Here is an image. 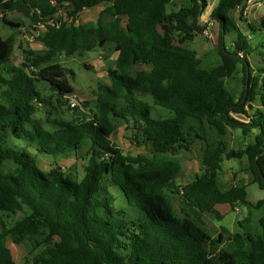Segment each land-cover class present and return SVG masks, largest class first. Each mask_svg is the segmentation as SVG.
Listing matches in <instances>:
<instances>
[{
  "label": "trees",
  "instance_id": "1",
  "mask_svg": "<svg viewBox=\"0 0 264 264\" xmlns=\"http://www.w3.org/2000/svg\"><path fill=\"white\" fill-rule=\"evenodd\" d=\"M174 1L0 0L4 23L46 28L37 36L44 51H26L21 66L11 64L16 36L0 35V211L21 214L11 226L0 217V264H20L9 237L29 248L23 264H264V216L257 236L226 227L214 236L202 221L206 212L222 218L217 205L235 209L248 203L247 181L220 185L224 160L246 157L250 183L264 190V64L254 67L248 60L254 46L264 57V16L247 19V0H218L210 13L220 29L218 59L205 64L187 43L204 34L208 24L201 16L209 0H180L178 9L168 11ZM100 6L111 20L77 23L85 9ZM238 7L243 25L232 15ZM13 12L23 19L7 16ZM107 44L118 56L108 71L110 83L99 85L91 116L46 123L39 118V103H54L41 98L37 82L50 85L60 108L75 92L68 76L76 73L54 62L57 55L83 56ZM239 67L243 87L237 99L227 81ZM156 107L167 115L154 117ZM118 119L132 121L151 155H126L111 143ZM207 126L221 136L229 128L254 135L238 150H229L222 139L207 143L202 172L182 183L177 154L196 139L208 142ZM85 140L91 142L90 156L80 180L57 162L48 170L40 167V156H72ZM113 185L129 208L114 207ZM175 198L182 214L172 204ZM263 205L264 199L255 204Z\"/></svg>",
  "mask_w": 264,
  "mask_h": 264
},
{
  "label": "rangeland",
  "instance_id": "2",
  "mask_svg": "<svg viewBox=\"0 0 264 264\" xmlns=\"http://www.w3.org/2000/svg\"><path fill=\"white\" fill-rule=\"evenodd\" d=\"M218 0H209V7L201 16L202 24H208L204 34H199L195 37L194 40L187 43V47L197 51L199 58L203 60L205 64H215L217 61L216 49L218 45V37L220 33L219 25L215 21H211L210 13L213 7L216 5ZM181 1L176 0L167 6L168 11L173 9H178L181 6ZM247 8V19L255 20L264 16V5L254 0L252 4L246 5ZM104 6L96 8L90 11V14L83 13V17H80L77 22H87V21H97L102 19L103 21L111 20V16L108 13H103ZM3 13L0 10V35L3 37H8L10 35L16 36L15 51L11 60V64L15 66H21V63L26 59V51L34 50L36 52L42 53L45 49L43 43L38 40V35L46 30L44 26L35 30L30 27L28 31L27 27H22L16 29L6 23L1 19ZM240 24L243 25V20L245 16H241V7L232 11ZM9 18L14 20L23 19L22 15L19 13H9L7 15ZM240 18H242L240 20ZM28 24V20L24 19ZM208 31V34L206 33ZM232 36L235 37L236 34L227 36V45L232 44ZM254 44V43H253ZM254 46V45H253ZM258 47V46H257ZM254 46V52L248 56V60L252 63L254 67L262 66L264 64V57L260 54V51ZM115 50L111 44H107L104 47H98L94 51L88 52L85 55L81 56L75 54L73 56H67L65 54L57 55L54 62H59L62 65L73 69L76 73L75 78L68 76L70 83L74 87V94H72L67 104L60 108L57 106L56 96L53 90H51L50 85L41 80L37 82V88L41 93V98L52 99L51 104L49 102L39 103L41 106V113L37 114L45 123L49 119H71L78 115L91 116L90 109L94 107V102L96 100V94L99 89V85L102 83L109 84L110 76L109 70L115 68L116 65V56L114 55ZM105 55L112 58H105ZM108 61V62H107ZM89 65V66H87ZM140 68H147L145 66H140ZM32 73V69H27ZM229 90L239 99L243 87V74L241 72V67H239V72L235 74L234 78H231L227 81ZM71 100L77 101V107L74 109L70 103ZM90 102L88 106H85L83 102ZM152 108V115L158 117L159 114H166L165 109L161 107ZM158 114V115H157ZM240 120H245L242 117H239ZM117 128L110 138L111 143L119 147L124 154L126 155H151V146L147 141L139 135L135 130L132 121L125 119H118L116 121ZM208 135L206 139L208 142L196 139L193 146L189 151L183 150L177 156L181 159L183 164L182 173L180 175V181L182 183H187L195 178L196 174L201 173V159L203 157L206 144L217 143L218 140H224L228 149L238 150L245 148L249 142L253 139V133L250 135H244L242 130L239 128H229L225 136H221L215 128H209ZM255 132V131H254ZM16 145H24L20 140H15ZM91 142L90 140H85L82 149L78 153L68 156L60 155L56 158L54 157H39L40 167L44 170H48L51 167V164L55 162L59 163L63 170L67 174H72L76 179L80 180L85 173V166L89 160ZM34 151V149L32 148ZM248 166V160L246 157L242 159L232 158L226 159L222 163V170L219 174V183L223 187H228L232 184H235L240 179L247 181V183L253 180V176L250 172L245 169ZM111 192L114 194L113 205L116 209L120 208H129L127 200L122 195V192L117 186L110 187ZM248 203L238 204V206L233 209L228 204L217 205L216 209L222 215L220 218L217 214L213 212L203 213L202 221L204 227L214 236H217L221 232L222 227H226L231 233H241V234H250L257 236L261 233L262 228L260 225V218L264 216V205L261 207H256L255 204L257 201L264 199V190L261 189L257 183H251L248 185ZM174 208L177 209L180 214L181 212V202L178 198H175L172 202ZM175 209V210H176ZM19 215H10L8 217L7 213L0 211V217H3L8 226H11L15 223ZM229 241L226 245L231 244ZM8 245L11 248L14 258L17 263L23 264L26 254H28V249L26 244H16L11 237L8 238Z\"/></svg>",
  "mask_w": 264,
  "mask_h": 264
},
{
  "label": "crops",
  "instance_id": "3",
  "mask_svg": "<svg viewBox=\"0 0 264 264\" xmlns=\"http://www.w3.org/2000/svg\"><path fill=\"white\" fill-rule=\"evenodd\" d=\"M100 7H102V6H100ZM100 7H97V8H100ZM94 9H96V8H93V9H85L81 14H80V16H79V18L80 17H83V13H87V14H90L89 12L90 11H92V10H94ZM78 18V19H79ZM78 19H77V21H78ZM89 22H96V21H87V22H80V23H89ZM77 23H79V22H77ZM112 56H116V59H117V56H118V52L117 51H115V53H114V55H112ZM105 58H110V57H108L107 55H105ZM112 58H110L108 61H110ZM107 61V62H108ZM87 66H89V65H87ZM74 94V93H73ZM252 182V181H251ZM249 183V182H248ZM249 184H251V183H249ZM229 205V204H228Z\"/></svg>",
  "mask_w": 264,
  "mask_h": 264
},
{
  "label": "built area",
  "instance_id": "4",
  "mask_svg": "<svg viewBox=\"0 0 264 264\" xmlns=\"http://www.w3.org/2000/svg\"><path fill=\"white\" fill-rule=\"evenodd\" d=\"M253 1H254V0H247V3H246V4H247V5L252 4ZM241 9H242V7H241ZM245 14H247V8H245ZM41 27H42V26H40V29H41ZM28 31H29V30H28ZM206 33L208 34V31H206ZM70 103H71V105H72V108L77 107V101H76V100H71Z\"/></svg>",
  "mask_w": 264,
  "mask_h": 264
}]
</instances>
